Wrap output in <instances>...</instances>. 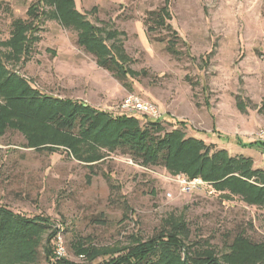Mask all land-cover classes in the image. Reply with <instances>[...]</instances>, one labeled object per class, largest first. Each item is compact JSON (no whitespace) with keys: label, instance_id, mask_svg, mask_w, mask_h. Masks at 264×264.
I'll use <instances>...</instances> for the list:
<instances>
[{"label":"rangeland","instance_id":"374dc122","mask_svg":"<svg viewBox=\"0 0 264 264\" xmlns=\"http://www.w3.org/2000/svg\"><path fill=\"white\" fill-rule=\"evenodd\" d=\"M164 1L76 0L87 30L63 24L53 4L0 0V64L35 88L22 87V96L70 101L55 121L15 107L0 127V206L35 220L19 238L11 231L1 264H108L164 240L139 264H264V203L214 186L185 188L170 174L215 172L232 159L227 172L264 186V0H170L150 38L145 21ZM31 5L38 9L29 12ZM174 30L183 39L175 54L166 43ZM94 35L110 49L107 58L122 46V79L87 49ZM131 94L159 106L160 124L121 109ZM62 119L75 122L73 132L58 127ZM156 134L168 139L171 159L185 160L146 167L132 155L133 143ZM175 224L190 230L181 245L163 235Z\"/></svg>","mask_w":264,"mask_h":264},{"label":"trees","instance_id":"16d2710c","mask_svg":"<svg viewBox=\"0 0 264 264\" xmlns=\"http://www.w3.org/2000/svg\"><path fill=\"white\" fill-rule=\"evenodd\" d=\"M50 3L55 5L56 8V15L61 19V22L66 25H72L76 24V26H82L83 29H86V27L89 25L87 22H84V14L77 9L76 0H39L38 5L43 7H46L45 4ZM38 5L30 6L29 12H35L36 9H38ZM170 7V0H165L164 5L159 10L150 11V20L145 21V25L147 26V33L150 35V38H152V34L156 32V30H159L161 26H163L164 19L166 18L167 13L165 12L167 8ZM96 11H92L93 13H96L98 11V7H95ZM44 13V11H41ZM40 12V13H41ZM37 13V12H36ZM166 14V15H164ZM170 14V13H169ZM172 19V15L170 14V17ZM74 19L77 21V23H72L71 20ZM17 22V21H16ZM79 23V24H78ZM87 30L88 27H87ZM85 31V30H84ZM115 32V31H114ZM175 34L173 38L166 39V43L168 46V50L172 53H176L177 49L179 48L180 42L183 43L182 37L174 30ZM19 31L14 32V35H16V40L19 41V44L21 43V39H23V36L18 34ZM114 33H110L107 35L108 38H115L117 40L118 37ZM90 41H88L87 49L90 51L96 52L99 56L98 62L101 64L103 68H106L110 70L112 73L118 74V69L116 68L115 64H119L122 66V59L126 58V53L121 50L123 49L122 46L119 47L118 52L112 51V56L108 58L105 57L106 48H108L104 42L98 37H89ZM165 40V39H164ZM116 42V41H115ZM98 47L99 49H95ZM21 48V49H20ZM94 49V50H93ZM19 50L28 51V48H26L23 44L19 47ZM108 51L110 49L108 48ZM108 54H110L108 52ZM99 64V65H100ZM125 74L128 77L130 75V72L128 70H125ZM118 79H122V76L118 74ZM31 88V90L35 89L31 85L29 81H26L22 79L17 74L9 76L8 70L6 67L2 66L0 64V97H4L7 101L6 105L0 104V127L6 126V122L4 119L5 117L12 114V109H15V113L22 114L25 117L33 118L37 117L38 114L42 115L43 118L50 119V121H55L54 116L59 115V112H62V108L69 103V100L65 99H59L54 98L52 103H46L48 100L44 98V100L39 101L37 104H35L34 101H28L26 96H22L21 94V88L24 86H27ZM25 90V89H24ZM23 92V91H22ZM47 97V96H46ZM27 100L28 102L25 103L24 101ZM37 102V101H36ZM14 108H13V107ZM5 108H7L5 110ZM3 109V110H2ZM110 115V114H109ZM112 121H119L126 117V115H117V116H109ZM161 119H152L149 121L152 125H158L160 124ZM181 123H184V121H181ZM58 127L62 130L73 132L75 128V122L73 120L68 119H62L58 123ZM146 135V134H145ZM150 136V137H149ZM148 140L138 143H133L130 149V152L132 155L134 154L136 158L140 159L142 164L146 167L151 166L153 164H158L160 162H163L166 167L169 166L171 161L177 162L185 160L182 157H173L170 144H165V141L168 140L166 137L162 135H149ZM169 138V137H168ZM198 140L200 145L207 146L209 150H213L215 148L214 144H207L204 140L200 138H195ZM144 140V138H143ZM170 140V139H169ZM185 144V142H184ZM136 147V149L134 148ZM223 151V150H221ZM179 151H176L175 154H178ZM209 158V157H208ZM223 159V158H222ZM231 162H236V160H230ZM229 160H227V163L225 165H215L214 167H218L215 169V172H209V173H201L200 171H196L193 173H187L183 172L185 175H187L189 178H201L205 182H209L212 184L215 189H229L234 193H239L249 202L254 203H264V186H258L252 182H250L248 179L243 178V175H236V174H230V172H227V170L230 167H234L235 165L230 163ZM179 164V163H175ZM91 167L93 165H90ZM249 170V169H246ZM245 170V172H247ZM182 172H173L170 171V174L172 175H178ZM230 174V175H229ZM0 220H8V222H11L8 227L6 225H0V248L5 247L6 241L10 238L11 231L17 232V238L24 235V233L28 232L30 229V223L32 224L35 220L32 218L23 217L20 214H15L14 212L8 210L5 206H0ZM166 238L169 239V245H181V240H179V235L183 236L184 238H189L190 236V230L187 227L186 224H175L171 227L170 231L163 234ZM242 236V237H241ZM163 238V237H162ZM161 238V240H162ZM167 239V240H168ZM243 235H239L236 237L235 242L232 244L234 246L237 241L243 240ZM176 241V242H174ZM150 242V243H143L142 245H139L135 248H131L130 250L121 251L116 257H113L112 260L108 264H139V259L145 258L146 255H148L149 252L156 249V246L160 243L164 244V242L167 241H156V242ZM171 242V243H170ZM251 244V243H250ZM253 244V243H252ZM251 244V245H252ZM254 245V244H253ZM1 254V251H0ZM144 256V257H143ZM187 258V256H186ZM1 264V263H0ZM212 264H215L212 262Z\"/></svg>","mask_w":264,"mask_h":264},{"label":"built area","instance_id":"2783aa9c","mask_svg":"<svg viewBox=\"0 0 264 264\" xmlns=\"http://www.w3.org/2000/svg\"><path fill=\"white\" fill-rule=\"evenodd\" d=\"M121 109L127 113H143L148 115L152 119H161L162 113L159 109V106L152 101L144 100L143 98L131 94L128 95L121 104ZM178 180V183L182 187L191 188L197 185H206L210 187V193H214L213 185L209 182L203 181L201 178H189L185 174L174 175ZM56 252L58 255L62 256L66 254V248L62 242H58L56 245Z\"/></svg>","mask_w":264,"mask_h":264}]
</instances>
